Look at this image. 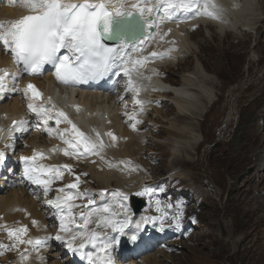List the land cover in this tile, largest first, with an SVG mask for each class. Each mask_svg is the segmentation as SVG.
Instances as JSON below:
<instances>
[{
	"label": "rangeland",
	"instance_id": "1",
	"mask_svg": "<svg viewBox=\"0 0 264 264\" xmlns=\"http://www.w3.org/2000/svg\"><path fill=\"white\" fill-rule=\"evenodd\" d=\"M251 1L250 5L253 7L239 19L242 32L232 34L233 31H226L222 38L227 35L229 41H224L221 52L206 50L199 55L206 64L205 67L202 66L203 70L208 68L218 74L221 71L229 74V77H216L215 87L208 84L207 88L212 87L208 90L213 98L208 112L201 119L191 121L188 118L187 121L176 114V108L170 102L165 108L158 109L157 114L152 117L158 127L150 133V145L145 147V154L141 158L144 160L149 155L156 157L158 165L153 171L157 178L162 179L174 169L177 170L178 178L196 193L192 194L194 203L201 202L202 206L198 209L202 208L203 212L202 222L192 221L197 227L196 239L186 240L185 243L181 241L182 252L178 248L174 249L166 264H264V239L258 237L260 227L264 226V181L260 183L263 173L249 170V163H244L255 144L250 137L251 130H264V5L262 0ZM244 5V0L235 1L238 10H242ZM221 16L220 19L223 20L224 17ZM243 27L248 30H243ZM208 28L209 30L202 29L191 37V44L196 45L197 50L200 43L206 45L207 37L211 39L215 34V26L209 25ZM221 41L222 39L219 40ZM214 59L219 60L218 67ZM195 66V61L189 58L180 65L166 68L170 72L168 79L180 80L182 74L192 72ZM210 76L215 79L213 74ZM171 99L169 100L172 101ZM183 122L195 123L197 137L194 139L201 146L198 154L192 155L189 160L173 164L175 141L194 140L192 133L185 136L173 133L174 130L185 128V125H179ZM202 136L205 137L203 142ZM256 143L260 144V141L257 140ZM194 159H198L195 164ZM154 164L156 163L152 162ZM237 165L244 169L236 171ZM81 173H84L83 169ZM245 178L244 185L250 188L248 195L232 192ZM160 179L155 181L153 188L160 210L155 206L154 195L147 199L151 200L152 207H156L155 217L163 216V229L167 233L175 227L173 194L170 185L166 181H159ZM92 181L98 188V184ZM178 204L181 207V201ZM185 215L180 210L181 226L185 225ZM156 221L161 226V221ZM263 236L264 234L261 235ZM64 249L62 247L61 252ZM154 255L162 258L157 252L151 253L149 258ZM215 256H220L223 260L217 261ZM145 258L149 259L141 257L139 260L143 264H150Z\"/></svg>",
	"mask_w": 264,
	"mask_h": 264
},
{
	"label": "snow or ice",
	"instance_id": "2",
	"mask_svg": "<svg viewBox=\"0 0 264 264\" xmlns=\"http://www.w3.org/2000/svg\"><path fill=\"white\" fill-rule=\"evenodd\" d=\"M20 2L30 8L32 14L24 15L8 23L0 21V42L7 50H10L15 62L18 65H23L26 73L40 74L45 65H51L55 70L56 79L65 85H77L103 78L114 67L123 66V71L128 74L130 69L127 65L131 57L128 56L126 50L130 45L135 47L137 43H142L141 37L146 38L145 30L158 27L159 22L189 14H203L219 18L218 13L209 10L210 7L212 9L216 7L214 4L210 5L209 0H157L156 4H150L148 0H136V3L131 5V10L123 8V0H116L114 9L108 6L113 3V0H20ZM154 14L156 19H153ZM109 41L113 43L109 44ZM61 50H65L63 54H61ZM151 55L154 57L157 54ZM135 64L141 65L142 61L138 59ZM9 75L13 79L16 78L14 73L10 74L4 69H0V94L5 92L6 78ZM11 91L14 93L23 92L29 100L28 109L40 118L44 125H48V121L53 119L54 114L43 103L36 104V100L41 94L34 85L29 83L23 89L13 86ZM126 91H136L131 79L126 86ZM48 103H51L50 98ZM135 103L143 105L144 101L136 99ZM140 111H143V107L140 108ZM125 115L128 116L127 113ZM55 117L57 124L60 123V118L67 120V116L63 112L56 113ZM128 119L133 121L132 127L135 129L136 123H139L136 116H128ZM28 123L27 120L13 121V124L17 126L16 131H26ZM68 123L71 121L68 120ZM72 127L75 132L74 140L65 139L63 134H60L64 143L69 146L63 150L64 154L86 155L93 152L98 154V148L102 145H98L97 141L80 132L75 125ZM47 131L51 134L53 129L48 128ZM9 134H11V130H9ZM99 135L97 133V137ZM107 135L113 140L116 139L111 132ZM36 155L42 157L43 153H36L31 157H20L24 163L23 175L32 184L42 187L44 195L47 196L51 190V181L63 179L61 168L70 172L71 166H38ZM5 159L6 153L0 150V164H3ZM77 181H79V177H77ZM67 188L76 189L77 184L68 185ZM58 191L64 192L65 190L59 189ZM104 194L101 193V195ZM85 195L86 193L77 191L73 196L69 192L66 196H57L55 200L47 201L48 205L57 210L61 233H66L70 237L65 240L64 235L58 233L54 239L66 244L68 251L73 254L80 253L82 256L85 255L83 250L86 245H93L97 249L95 257L92 254L87 255V259L92 264H98V262L99 264H113L111 256L107 254L109 245L104 243V238L108 233L88 228L89 223L92 222L93 213H79L83 223L76 224V215L72 209L79 206L71 202ZM136 195L152 196L155 195V189L145 187ZM119 196L122 201L128 199L126 194L120 193ZM94 203L89 199L88 204L83 207L87 208ZM156 203L159 205V201ZM121 208L127 210V205L121 203ZM157 210H160L159 207ZM98 211L107 215H102L96 221V229L110 228L112 232L120 235L125 234L130 217L125 216L123 220L114 219L113 217L117 214L110 212L107 207ZM164 215L166 216L167 213ZM156 219L161 221V231H163V216L144 218L143 222L147 223ZM173 222L177 229L181 227L179 215L174 218ZM32 223L36 224L37 222L33 221ZM141 226V223L136 225L137 228ZM6 230L13 243L11 245L0 244V249L19 248L21 245H29L32 249H38L41 244L50 239L25 238L24 234L28 231L27 226ZM78 239L81 242L76 244ZM130 239L135 242L137 236L132 235ZM100 253L105 255L101 256ZM28 259H30L29 249L25 247L20 252V260L23 262Z\"/></svg>",
	"mask_w": 264,
	"mask_h": 264
},
{
	"label": "bare ground",
	"instance_id": "3",
	"mask_svg": "<svg viewBox=\"0 0 264 264\" xmlns=\"http://www.w3.org/2000/svg\"><path fill=\"white\" fill-rule=\"evenodd\" d=\"M233 1V0H232ZM12 0H0V21H2L3 19L6 18V16H15L18 17L20 15H23L24 12V5L20 2L17 1L16 6L13 7L11 5ZM263 5H264V0H262ZM115 3L116 0H113L112 4H109V8H113L115 7ZM136 3V0H123V8L124 9H131V5ZM148 3L150 4H155L154 2H151L148 0ZM248 3V4H247ZM251 0H246L245 5L243 6L242 10H235L232 13V18L233 21H228V20H224L221 21L220 18V14H219V18H207L206 16H204L203 14L201 15H195V17L193 18V21L191 23H202V24H209L212 23L215 25L216 27V32L215 34L212 36V38H208L207 37V43L206 45H199V49L197 50L196 45L191 44V38L188 37L186 39V34L183 33L185 36L180 35L179 33V29H175L172 26L175 25V22L173 20H165L163 22H159V26L155 27V36L151 39V41H149L148 38H142L141 41L142 43H137V45H143V44H149L152 43V49L155 50L157 52V57L156 58H152L150 59L148 62H153L154 66L156 68L159 67V64L164 65V64H171L174 63L177 60H180L178 65L182 64L184 61H186L187 59H192V61H195L196 66L194 68V70L190 73L186 72L184 74L181 75V79L180 80H175L173 79L172 81L174 82V87L171 85L169 86L168 89L173 91V105H175L174 107L176 108V114L178 113V116L182 119H185L188 121L189 120L193 121V120H198L201 119V116L205 115L208 112V109L212 103V94L210 93L211 88H207L208 84L211 83V85L214 86V84H217L216 80L217 78H220V75H223L225 77H229V74L226 72L224 73L223 71H221L219 74L214 72L213 69L212 71H210L208 68H205L203 70L202 66H206V64L200 59L199 55H201L202 53H204L206 50H215L213 52H221L222 51V45L224 43V41H229V36H224V38H222V34H224L226 31L230 30L233 31L231 32L232 34H237L242 32V30H240V18L244 17V14H246L247 10L250 7H253ZM241 12V14H239ZM237 13V15H236ZM236 15V17H235ZM224 17V16H223ZM221 16V18H223ZM187 23L183 24V29L186 26ZM208 26V25H206ZM247 26V24L245 25ZM209 30V29H208ZM243 30H248V28L243 27ZM222 39L221 42H219V40ZM259 44H261V41H259ZM197 52V53H196ZM196 53V54H195ZM142 56V59L144 60L145 58H149L150 53L143 51L140 53ZM185 54H189V57L185 60H182V56ZM195 54V57H194ZM135 56V55H133ZM191 56V57H190ZM3 58L0 59V66L3 64H8V62L6 61V55L2 56ZM136 57V56H135ZM172 60V61H171ZM216 60L217 63V67H218V59H214ZM149 64H142L140 66V72L142 73V75L139 78V84L143 85V89L140 92V96L137 97L136 95H132L133 98V102H135L136 99H139L141 101H144V98L147 99V102H144L143 105H138L137 106H143V107H147L150 101L149 98V82H148V78H147V72L150 69V66H148ZM153 65V64H152ZM167 68V67H166ZM169 68V67H168ZM222 68V66H221ZM236 68V72H238V67L235 65ZM231 72V71H230ZM229 72V73H230ZM210 74H213L215 76L214 78H211ZM50 74H48L45 78L42 79V82H46L47 80L51 79ZM152 76V75H150ZM217 77V78H216ZM157 82L158 85L161 86H166L164 85L165 80L162 77H158L157 78ZM8 83H11V80H8ZM24 87L22 86L21 89H23ZM195 89V91L193 90ZM210 89V90H208ZM22 92V91H21ZM126 92V91H125ZM125 92L123 93V96L127 95V93L132 92L134 93V91H127V93L125 94ZM23 93V92H22ZM214 94V93H213ZM25 99H28L27 97H25ZM101 100V104H105L106 105V100L103 97H98V98H94L91 100H85V102L89 105V106H94L96 103H98V101ZM16 101H12V102H8L7 104H5L4 106L1 107V111L3 113H5L7 110H12L14 112L17 113V108H16ZM104 105V106H105ZM107 108L110 110V120H114V124H111L109 122H105L104 123V130L105 132L102 133L101 135H99L100 138V142L101 143H106L110 146H123L124 148L122 149L124 152L122 153L123 156H129V155H135V157L137 158L138 156V144H141V141H139L138 138H133L131 142L130 141V136H131V128L127 127V128H122L120 123V115L118 113H113L115 111V108L113 106H111L110 104H107ZM135 111H133L131 113L134 114ZM156 113V112H155ZM142 114V113H139ZM157 114V113H156ZM176 119H178V117H176ZM179 124V123H178ZM179 125H185V128H181L178 130H174L173 133L177 136H185L188 133H192V138L194 139L196 136V132H197V127L195 125L194 122H183L180 123ZM114 126L117 129V132L115 135H113L116 139L113 140L112 137L107 135V131L109 130L110 127ZM201 126V124H200ZM190 127V128H189ZM121 133L122 135H124V140H119L118 139V134ZM96 132H93L92 134L89 135V137L93 138L96 136ZM47 137H51L52 134H46ZM250 137L253 138L255 144L254 146L250 149L249 151V155H248V159L244 161V163H249L248 165V169L249 170H254L255 172L261 171L263 174L260 177L261 180V184L264 181V130L261 129H252L251 130V134ZM148 143H149V139H147ZM259 140L260 144H257L256 141ZM200 141V140H199ZM126 142H129L126 146ZM46 145V144H44ZM48 147V150H52L54 152V160L53 161H57L60 162L62 159H66L64 157V151L62 150H58V149H54L52 147H49L48 145H46ZM68 146V145H67ZM201 144L198 143L195 139L194 140H181V141H175L174 144V148H173V154H174V160H173V164H178L184 160H189L190 157L194 154H198V149L200 148ZM83 151V148L81 149ZM130 152H132L133 154H130ZM181 154V155H180ZM99 156L100 157V161L98 165V169L96 171H92L90 170L94 176H96L102 183L110 185L112 183V179L115 177V175L113 173H102L103 171H105L107 169L106 164L112 160V158L110 157H106V156H100L99 154H97L96 152H93L89 155V158L87 160V162H90L91 158H93V156ZM198 159H194L193 163L195 164V162ZM52 161V162H53ZM128 162L127 159L122 161V167H126L128 166ZM242 169H244L242 166L237 165L236 166V171L241 172ZM63 168H61V171L63 173ZM175 170V169H174ZM135 179H129L126 178L124 179V184L125 186H130V187H135L136 189H139L140 186L142 185V183H144L145 179V175H140L139 177L135 176ZM182 177V176H181ZM245 178L243 180V183H241L240 185L238 184L236 186V188L232 189V192L236 193H243V194H247L250 191L249 187H246L244 185V183L246 182ZM132 180H136L135 182ZM128 181H131L130 183H128ZM259 183V184H260ZM260 184V188L261 185ZM60 189H64V192H59L60 196H66L68 195L69 192H71L73 194V196H75V192L73 189H69V188H63L61 187ZM59 190V189H58ZM4 191V190H3ZM2 191V192H3ZM1 192V191H0ZM248 192V193H247ZM80 199L76 198L74 199L71 203H74L75 205H78L79 207H75L72 209V211H74L77 208H85L83 207V203H80ZM16 204H21V208H24V210H20L18 208H16L15 205ZM116 205V197L115 196H110V195H102L100 197V199L98 200V207L97 209H94L93 211H90L87 209L83 210H79V211H86V213L88 212H92V218H91V223H89L88 228L89 230H97L100 232H107L108 235L107 237L104 238V243L109 245V249H108V253L110 254L112 260H113V264H123L121 261L124 260L125 256L121 253V247L123 245H128L131 246L133 241H131L130 237L132 235H136V236H141V238L143 236H145V232L143 230V225L145 224L143 221L144 219L141 220H134L132 226H129L131 223V218H130V223H128L127 227L125 228V234H127V238L125 239V241L123 240V238H120L118 236V234H115L114 232L111 231L110 228H104L101 227L99 229H96V221L98 219L101 218L102 215V211H98V210H102L105 207L109 208L110 207H115ZM37 208V204L32 202L27 198V197H21L18 191H14L9 193L8 195H5L4 193L0 196V215L5 213L6 214V220H11V219H15L18 217H24L25 213L27 211H31L33 213V215L38 218V223L36 225H31L30 224V220L25 217L24 220L22 221V226L23 224H30V227L28 228V231L25 235V238H30V236L32 235H40V240H45V238H50L47 239L45 241V243L41 244V246L38 249H32L31 246L29 245H21L19 248L24 249L25 247L30 248V251L32 252V255L30 257V259L21 262L20 260V255L15 258V264H42L43 262H49V264H67L64 262H61L59 259V251L55 252V248L58 247L59 242L56 241L54 242L52 240V230L50 227V222L46 221L44 219V215L40 212H38ZM223 210V207H222ZM107 215V214H105ZM125 216L129 217L131 216V211L129 208H127V210H125V213L123 211L119 212L118 217H113L114 219H121L123 220L125 218ZM136 219V217H135ZM77 222V221H76ZM220 222V220H218V223ZM137 223H141V227L137 228L136 225ZM261 230L259 232V239H264V236L261 237L262 234H264V226L260 227ZM60 232L61 235H64L65 233H61L60 228L56 230V232ZM3 235H0V240L2 238ZM66 236H69L68 234H65V240H66ZM115 237V239H114ZM165 236H157L152 242L155 244L154 247L157 248L159 245H161L164 240H165ZM181 241H183L182 239H180L178 242L181 243ZM81 241L78 239L76 241V244H79ZM177 241H174L173 245H175ZM116 246V247H115ZM146 246L143 242L141 243L140 246H137L135 248L132 249V254H135L137 252L140 251L141 247ZM117 248V251L115 252V249ZM18 248H15V251ZM176 250V248H174ZM172 249L170 251L169 254H166L164 252L161 251V256L162 258H159L157 255L152 256L151 258L147 259L146 261L149 262L150 264H166L170 261V257H171V253L174 250ZM40 250H43V253L46 256L45 258L39 257L36 253H38ZM49 251V252H47ZM54 252L53 254L50 252ZM83 252L85 253V255H81L80 253H76L73 254V263L71 264H86V262H90L87 259V255L88 254H92L95 257V254L97 252V249L93 246V245H86L85 249L83 250ZM48 253H50V257H48ZM102 253H100L101 255ZM102 256V255H101ZM215 259H217V261L219 260H223L220 256H215ZM86 261V262H84ZM48 264V263H47ZM99 264V263H98ZM262 264V262L260 263Z\"/></svg>",
	"mask_w": 264,
	"mask_h": 264
}]
</instances>
